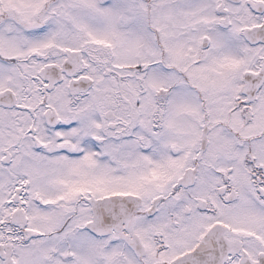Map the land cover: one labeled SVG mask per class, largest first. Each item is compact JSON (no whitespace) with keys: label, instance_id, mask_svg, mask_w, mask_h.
<instances>
[{"label":"snow or ice","instance_id":"1","mask_svg":"<svg viewBox=\"0 0 264 264\" xmlns=\"http://www.w3.org/2000/svg\"><path fill=\"white\" fill-rule=\"evenodd\" d=\"M0 264H264V0H0Z\"/></svg>","mask_w":264,"mask_h":264}]
</instances>
